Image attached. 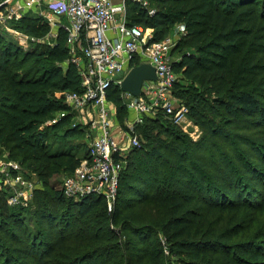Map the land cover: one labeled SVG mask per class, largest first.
Returning <instances> with one entry per match:
<instances>
[{
	"label": "trees",
	"instance_id": "obj_1",
	"mask_svg": "<svg viewBox=\"0 0 264 264\" xmlns=\"http://www.w3.org/2000/svg\"><path fill=\"white\" fill-rule=\"evenodd\" d=\"M151 1L157 3L153 14L129 0L134 13L127 19L153 28L152 41L165 39L160 26L185 25L179 44L187 50L173 60V68L183 79L206 86L211 101L201 98L197 88L174 94L206 132L214 154L189 155L188 143L173 132L153 136L146 128L158 117L146 116L136 131L144 124L150 143L131 150H145L155 175L147 178L123 168L113 211L92 213L105 201L93 195L67 198L59 179L58 168L70 174L82 156L47 145L50 132L80 133L71 125V106L64 97L82 91L65 31L60 29L52 46L13 53H6L0 33V145L12 155L21 153L16 160L43 183L35 189L33 211L9 206L6 193H0V251H8L0 264H167L160 233L171 253L180 256L179 264H264V0ZM29 19L35 24L26 23L30 33L48 32L42 17L23 15L19 21ZM121 94L117 85L107 91L125 127L130 112ZM212 109L260 132L256 137L233 133L205 112ZM131 157L130 151L124 164ZM26 211L36 228L24 225ZM89 216L87 230H77Z\"/></svg>",
	"mask_w": 264,
	"mask_h": 264
},
{
	"label": "built area",
	"instance_id": "obj_2",
	"mask_svg": "<svg viewBox=\"0 0 264 264\" xmlns=\"http://www.w3.org/2000/svg\"><path fill=\"white\" fill-rule=\"evenodd\" d=\"M15 1V2H14ZM129 0H51L45 2L49 22L65 19L60 27L66 33L69 61L73 62L82 78V91H68L65 101L74 109L90 114L96 135L74 171L63 180L65 197L80 201L87 196H99L113 211L119 192L124 158L131 149L140 146L137 125L146 116L159 113L181 120L188 108L175 103L173 91L178 74L173 68V41L170 38L152 41V28L130 24L127 19ZM141 3L143 0H131ZM14 2L11 13L15 19L23 16L25 8L42 5L44 0H4ZM150 14L154 9L149 10ZM148 62L156 68L157 79L147 80L143 92L134 96L122 91V98L130 112L122 127L117 120L115 104L107 91L117 85L136 64ZM64 114V113H62ZM51 120L50 122H53ZM21 165L8 158L0 159V192L6 193L12 207L30 205L34 186L18 176ZM21 183L23 186H19ZM29 185V186H25ZM25 186V187H24ZM12 188L13 191H9ZM1 219V212H0Z\"/></svg>",
	"mask_w": 264,
	"mask_h": 264
},
{
	"label": "rangeland",
	"instance_id": "obj_3",
	"mask_svg": "<svg viewBox=\"0 0 264 264\" xmlns=\"http://www.w3.org/2000/svg\"><path fill=\"white\" fill-rule=\"evenodd\" d=\"M146 2V8L149 9H155L157 3L152 2L151 0H143ZM15 2V1H14ZM8 3L2 8V11H0V33L1 38H3L4 43H6V53L10 52H18L20 49L21 51H26L27 49H30L31 47H39V45L43 46H52L57 41V33L56 31L52 30V27L50 24H48L49 29L46 34H32L31 31L26 30V23L29 24V26L32 28V25L34 27V21L25 20V21H19V19H15L11 13V7L14 4ZM133 7L132 2L127 1V16L130 14H133L134 10L131 8ZM41 9L46 12L45 5L42 4ZM48 14L44 16V18L41 21L47 22ZM158 29H162L163 34L162 37L165 39L170 38L173 41L174 47L172 50V57L173 60L179 59L181 56V52L187 50V47L182 46L179 44V40L181 39L183 33L185 32V25L182 23H176L169 26H160ZM153 31V28L151 29ZM8 49V50H7ZM12 49V51H11ZM21 56V55H20ZM261 57L260 53H255V59H259ZM262 67H264V64H262ZM261 70V69H259ZM178 74V83L175 86L174 91H179L182 88L183 89H190L193 91L194 89H198L197 92H199L198 95L202 96L201 98H204L205 100L208 99L211 101L210 96L206 97V94L204 93V89L206 86H202V84L198 81H187L182 78V75ZM261 75H264V71L261 73ZM264 85V84H263ZM173 91V99H175V103H182L177 96L174 94ZM123 101L127 100L123 96ZM125 102V101H124ZM204 105V104H202ZM201 109H205L204 106H201ZM189 111V110H188ZM186 112L184 117L179 121H174L170 116H167L163 113H159L157 115L158 122L154 124L151 128L150 127H144L143 125L138 126V130L136 131L137 135H139L140 139V145L143 143V141H147L150 143V139L145 140L143 135V130L146 129H152V135L160 136L163 138L171 137L170 132H173V134H176L180 137V139H184L186 143H188V146L190 148L189 155H193L194 151L199 156L203 157H209L214 154V151L210 150L208 147V136L206 135V132L201 128V126L194 121L192 118L190 112ZM209 114L210 117H213L221 126L228 128L233 133H239L244 134L247 137H256L259 131V128H254L251 130L249 129V126H246L245 123L242 121H238L237 119H229L224 114H220L218 112H214V110H205V112ZM71 125L73 126H79L80 133L77 135L72 136H63V133H56V132H50L48 136V143L49 147L51 149H65V150H71L73 153H75L77 156H83L88 149L90 141L93 139V137L97 134L95 131V128L91 125V117L90 114L86 112H82L81 110L74 109L71 111ZM60 113H57L59 115ZM50 123V122H49ZM172 134V135H173ZM237 147H240L237 145ZM223 149V146H221ZM241 148V147H240ZM131 151V159L129 163L125 162L124 170L131 171L132 169H135V173L140 175H146L145 177L149 178L152 176L153 173V166H151V163H149L148 154L145 152L142 148H137ZM12 151L8 147H4L0 145V159L8 158L12 159L16 162H18L21 165V170L18 173V176L22 177V179L27 183L34 186L33 189V197L35 193V189L37 187H40L43 185L41 180L39 179L36 172H34L32 169L28 168L24 163H20V161L16 160V158H21L22 154L12 155ZM128 159V157H127ZM126 159V160H127ZM58 167V166H57ZM60 170V176L59 179H61V185L63 183V180L68 177L69 173L66 172L65 168L59 167ZM155 175V174H154ZM124 180V178H123ZM19 186H23L21 183L18 184ZM29 186V185H25ZM24 186V187H25ZM9 191H13L12 188L9 189ZM2 194V192H0ZM30 198V207L26 206V208L29 207L30 210H35L36 204L34 202V198ZM106 203V202H104ZM64 205V203H63ZM107 210L108 205H100L97 209H95L92 213L99 215L100 211ZM30 213V211H28ZM27 213L25 216L24 225H28L30 229H34L35 222L32 221V216ZM93 214V215H94ZM95 215V216H97ZM102 213H100V216ZM107 215V213H106ZM94 216V217H95ZM92 223V216H89L87 218H83L78 226L76 227L77 230H80V232L86 231L88 226ZM115 226L113 225V228ZM160 241L163 248V254L166 259L167 264H179L177 262V258L180 257L179 255L172 254L169 248V244L167 240L164 238L163 234L160 233ZM7 242V241H6ZM8 253V251H0V261L3 260L4 256Z\"/></svg>",
	"mask_w": 264,
	"mask_h": 264
},
{
	"label": "water",
	"instance_id": "obj_4",
	"mask_svg": "<svg viewBox=\"0 0 264 264\" xmlns=\"http://www.w3.org/2000/svg\"><path fill=\"white\" fill-rule=\"evenodd\" d=\"M156 79V68L148 62H143L131 67L121 81V89L122 91L129 92L134 96H139L143 92L144 82Z\"/></svg>",
	"mask_w": 264,
	"mask_h": 264
},
{
	"label": "crops",
	"instance_id": "obj_5",
	"mask_svg": "<svg viewBox=\"0 0 264 264\" xmlns=\"http://www.w3.org/2000/svg\"><path fill=\"white\" fill-rule=\"evenodd\" d=\"M26 0H16V3H23L25 2ZM48 1H51V0H44L43 2V5H46L45 2H48ZM41 6L40 4H34L33 7H29V8H25L22 13L23 15H27V17H30L31 19H38L40 17L44 18V16L47 14V12L43 11L41 9ZM46 7V6H45ZM46 10V9H45ZM49 16L47 17V22L50 24V26L52 27V30L53 31H56L57 33V38H58V33L61 29L60 27V22H65V19H54V22H49L48 20Z\"/></svg>",
	"mask_w": 264,
	"mask_h": 264
}]
</instances>
